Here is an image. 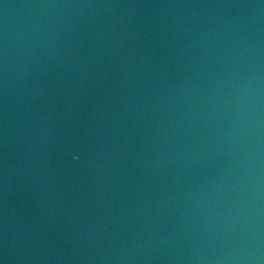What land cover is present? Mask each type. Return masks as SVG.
I'll return each mask as SVG.
<instances>
[{
  "label": "water",
  "instance_id": "1",
  "mask_svg": "<svg viewBox=\"0 0 264 264\" xmlns=\"http://www.w3.org/2000/svg\"><path fill=\"white\" fill-rule=\"evenodd\" d=\"M0 264H264V0H0Z\"/></svg>",
  "mask_w": 264,
  "mask_h": 264
}]
</instances>
